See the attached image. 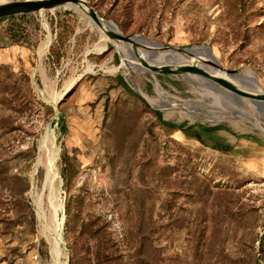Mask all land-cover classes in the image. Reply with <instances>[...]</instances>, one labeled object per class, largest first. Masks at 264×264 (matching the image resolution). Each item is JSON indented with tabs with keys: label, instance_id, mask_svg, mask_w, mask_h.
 I'll return each mask as SVG.
<instances>
[{
	"label": "rangeland",
	"instance_id": "374dc122",
	"mask_svg": "<svg viewBox=\"0 0 264 264\" xmlns=\"http://www.w3.org/2000/svg\"><path fill=\"white\" fill-rule=\"evenodd\" d=\"M85 1L123 35L209 47L220 69H243L264 93V0ZM0 28L31 50L8 62L0 49V80L14 83L7 102L17 103H0V264H80L94 248L101 264H136L152 241L161 264H264V117L261 129L237 109L217 117L223 102L211 93L224 76L172 73L157 53L143 63L74 6L2 17ZM45 132L59 150L57 258L36 213L45 194L51 216Z\"/></svg>",
	"mask_w": 264,
	"mask_h": 264
},
{
	"label": "bare ground",
	"instance_id": "6f19581e",
	"mask_svg": "<svg viewBox=\"0 0 264 264\" xmlns=\"http://www.w3.org/2000/svg\"><path fill=\"white\" fill-rule=\"evenodd\" d=\"M5 1V0H2ZM66 6H72V4H65ZM75 7V6H74ZM39 11L45 10L44 8H38ZM99 28V24H96ZM109 30L113 31L115 34H121L118 30L117 26L113 22H108L105 24ZM123 35V34H122ZM126 36V35H123ZM114 39L119 43L118 45H124L122 42L131 43L132 48L136 51H139L140 60L143 63H147L148 59L145 57L146 53L155 54L159 57H163V62H167V64L159 62L157 67L163 68L169 71H181L187 75H195L196 73H191V71H197L198 74L203 75L210 83H216V80H220V76H224L225 80L224 83L228 85H224V87H215L212 90L215 92L216 96L211 93V96L217 101L223 102L222 107L216 108L217 117H220L225 114H230L233 109H237L238 112L246 115V116H253L257 123V127L260 129L262 128L258 124L259 118L264 117V105H258L253 103L247 98L235 95L231 90L234 87L231 85L233 84L232 79L241 86L245 91H252L256 92L257 94H261L262 88L256 81L254 77H250L244 72L243 69L239 71H226L222 70L217 66L216 58L213 56L211 51L208 48H202L198 46H191L187 47L188 51L192 54V56L187 55L181 49H168V50H159V51H152V43L150 40L142 35L134 34L128 38H117ZM142 46L143 50H139L138 43ZM49 43V38H47L41 46L38 48V57H40L45 50L47 49ZM190 58H194V60H190ZM211 58V59H210ZM190 64V65H188ZM156 67V66H154ZM153 68V67H151ZM220 75V76H218ZM237 89V88H234ZM63 93L58 94L53 98L54 104L59 100ZM148 101L155 105L165 107L167 104V100L161 99H154L146 95ZM229 110V111H228ZM261 123V122H260ZM40 149L43 152V156L40 157L39 163L44 167V179H43V188L44 192L46 191V197L48 201V205L51 211V216L48 219L45 211H44V195L40 194L37 198V208L36 213L39 218L41 224V231L46 236L48 242L50 243L52 254L55 258H57L59 254V244L61 242V231L63 227V217L59 218L58 209L62 208V201L58 197V190H57V177H58V170H57V157H58V148L52 142L50 135H47L45 132L40 137ZM40 151V150H39ZM264 153V152H262Z\"/></svg>",
	"mask_w": 264,
	"mask_h": 264
},
{
	"label": "water",
	"instance_id": "95a60500",
	"mask_svg": "<svg viewBox=\"0 0 264 264\" xmlns=\"http://www.w3.org/2000/svg\"><path fill=\"white\" fill-rule=\"evenodd\" d=\"M63 3L72 4V6L78 7L82 11L86 12L92 18L94 23L99 24V27L107 33V37L114 42H115L114 37L128 38L132 36V35L123 36L122 34H115L113 31L105 27V24H107L110 21L103 19L94 8L88 5V3L85 0H5V1L0 0V18L36 12L39 11L38 8L50 9L52 7H55ZM150 42L153 44L151 47L152 51L176 49L171 46H164L157 41L150 40ZM117 47L119 48V46ZM207 48L209 49V47ZM179 49L184 51V53H186L187 55L192 56L190 51H188L187 47H181L178 48V50ZM226 71H233V70L226 69ZM176 72H180V71H175L172 73H176ZM230 90L235 95L247 98L255 104L264 105L263 92L261 94H257L256 92L241 91L234 88L233 89L230 88Z\"/></svg>",
	"mask_w": 264,
	"mask_h": 264
},
{
	"label": "trees",
	"instance_id": "16d2710c",
	"mask_svg": "<svg viewBox=\"0 0 264 264\" xmlns=\"http://www.w3.org/2000/svg\"><path fill=\"white\" fill-rule=\"evenodd\" d=\"M25 15H27V14H20L18 16H25ZM9 34H10V32H9ZM10 36L12 37L14 42H18V40H19L18 38H15L14 35H12V34H10ZM14 90H15L14 83L8 82V84H7V83L3 82L2 80H0V103L4 106L10 108V109H14L15 106L17 105V103L16 102H14V103L7 102L8 98H7L6 93H9V91L13 92ZM165 123L169 124L167 122H165ZM160 251H161V247L154 244L152 241V243H150L149 253L146 256H143L144 255L143 251L140 248L137 250V253L139 255H137L138 257H137L135 263L136 264H161L162 259L160 258ZM100 254H101V251H99L96 248H94L93 250L87 249L86 253L84 255V260H82L80 264H101ZM144 258L146 259L145 261H144ZM107 264H109V263H107ZM254 264H260V263L257 260H255Z\"/></svg>",
	"mask_w": 264,
	"mask_h": 264
},
{
	"label": "crops",
	"instance_id": "0c3cea01",
	"mask_svg": "<svg viewBox=\"0 0 264 264\" xmlns=\"http://www.w3.org/2000/svg\"><path fill=\"white\" fill-rule=\"evenodd\" d=\"M2 23V21H1ZM49 44V43H48ZM0 49L2 51L7 52V60L6 61H10L11 60V56L12 55H17L18 56H22L23 59L27 60L28 59V53L31 51L30 48L28 47V45L26 44H21L20 42H14V40L12 39V37L10 36L8 30H3V28H0ZM39 49V48H38ZM38 49L36 51V60H40L38 57ZM10 56V57H9Z\"/></svg>",
	"mask_w": 264,
	"mask_h": 264
}]
</instances>
